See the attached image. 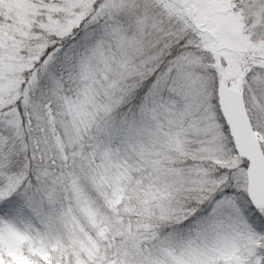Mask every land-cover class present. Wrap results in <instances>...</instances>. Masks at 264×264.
I'll return each mask as SVG.
<instances>
[{"label": "snow or ice", "instance_id": "obj_1", "mask_svg": "<svg viewBox=\"0 0 264 264\" xmlns=\"http://www.w3.org/2000/svg\"><path fill=\"white\" fill-rule=\"evenodd\" d=\"M0 264H264V0H0Z\"/></svg>", "mask_w": 264, "mask_h": 264}]
</instances>
